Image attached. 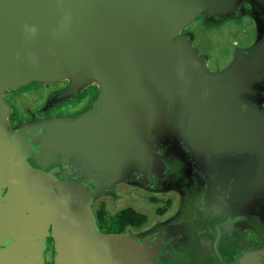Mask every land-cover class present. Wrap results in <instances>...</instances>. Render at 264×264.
I'll return each instance as SVG.
<instances>
[{"label": "water", "instance_id": "95a60500", "mask_svg": "<svg viewBox=\"0 0 264 264\" xmlns=\"http://www.w3.org/2000/svg\"><path fill=\"white\" fill-rule=\"evenodd\" d=\"M202 15L257 27L224 69L182 33ZM33 81L68 82L53 103L98 91L83 111L13 125L4 96ZM169 130L186 142L172 156ZM134 182L191 191L215 248L264 227V0H0V264H167V229L98 227L96 199ZM238 253L264 264V246Z\"/></svg>", "mask_w": 264, "mask_h": 264}, {"label": "rangeland", "instance_id": "374dc122", "mask_svg": "<svg viewBox=\"0 0 264 264\" xmlns=\"http://www.w3.org/2000/svg\"><path fill=\"white\" fill-rule=\"evenodd\" d=\"M256 30L257 27L255 26L253 19L248 16L230 17L211 24V22L208 19H205V16L202 15L187 29H184L182 33L189 32L193 34V43L199 52L208 58L209 68L212 70H218L222 68L224 69L232 64L238 48H248L252 44L255 39ZM60 84L61 82L46 83L33 81L18 90L7 92L4 97L11 106L18 109L20 119H28L30 116H33L35 111L32 115L29 114V111L32 112L33 109L37 111L39 110L40 112L42 111L40 114H44L46 109H55L56 114L48 117L72 115L74 114L73 112L84 109L86 103L83 100L85 99L84 94L87 89L84 91L83 100L67 98L59 103L50 102L53 93L51 92L49 94V91ZM55 104H60V106ZM56 109L59 110L57 111ZM180 111L183 113L182 110ZM46 117L47 116L43 115V117L39 119H44ZM15 119H17V115ZM31 119L32 117L29 120ZM182 136L183 134H180V131H167L164 140L167 141L165 143L168 147H166L165 150L169 153V156L175 155V152L180 151L184 147L186 148V142ZM161 139H163V137H161ZM174 174L175 173L172 175ZM184 174L189 177L190 182H197V179H199V185L204 184V178L200 174L196 176L194 173L188 172L187 169ZM127 184L132 185L130 183H122L118 185L116 191L120 197L116 200L108 197H98L95 201L94 209L98 210L100 204H104L106 212L111 216L130 209L134 212L136 211V213L141 216H148L150 220L155 221L158 218L156 211L160 206V202L158 201L166 202L170 200V197L159 196L157 197L159 198L157 200L152 198L153 195L145 191L142 192L140 190H135L138 188L137 185H132L135 189H128V186H126ZM235 230L236 233L238 230L237 227Z\"/></svg>", "mask_w": 264, "mask_h": 264}, {"label": "flooded vegetation", "instance_id": "af4514ba", "mask_svg": "<svg viewBox=\"0 0 264 264\" xmlns=\"http://www.w3.org/2000/svg\"><path fill=\"white\" fill-rule=\"evenodd\" d=\"M246 6L250 7V4H246ZM67 85L68 82L65 81L59 86L51 89L49 94L51 92L55 93L65 88ZM86 89L87 91L85 94L84 90L79 96L74 98L76 100H83L85 95V99L83 100L86 103L85 107L90 104L98 91L97 85H91ZM55 105L60 106V104ZM85 107L80 111L85 110ZM26 108L30 110L28 107ZM56 110L58 111L59 109ZM15 111V114L10 117V121L13 125H17L20 122H30L33 119V116L41 118L43 115L48 117L56 114L55 109H47L45 110V113L43 112L44 114H40L42 111L40 112L39 110L37 111L33 109L32 112L29 111L30 115L35 111L33 116H30L28 119H20L18 109L16 108ZM80 111H75L73 113H78ZM16 115L17 119H15ZM31 117L32 119L29 120ZM131 184L137 185L139 189H135L132 185L127 184L126 186H128V189L140 190L142 192L145 191L153 195L152 198L157 200L159 199L157 198L159 196H169L170 200L166 202L158 201L160 202V206L156 211L158 218L155 221L150 220L148 216L144 221L139 220V222L134 221L133 223L127 221L128 223L124 231L116 233H123L141 238L157 231L167 229V237L176 238L179 241L177 247L169 252L168 256L170 259L167 264H236L235 259L238 257V250L246 249V247L249 246H264V231L261 230L264 229V227L260 226L261 229L252 227L245 228L243 234L236 236V238H229V236L222 238L219 244L217 243V248H215L213 244L216 240L214 222L206 218L202 219L199 216L200 206L192 201L191 191H184L182 190V187H178L179 189H170L161 186L160 182L159 186H155L154 182H151L148 185H139L137 183L135 184V182ZM117 187L118 185L114 186L111 192L103 193L99 198L108 197L116 200L120 197L116 191ZM94 211L99 229L104 233H109L107 232V229L100 225L97 214L98 210L94 209ZM136 214L138 215V213ZM220 246L221 249L218 250Z\"/></svg>", "mask_w": 264, "mask_h": 264}, {"label": "trees", "instance_id": "16d2710c", "mask_svg": "<svg viewBox=\"0 0 264 264\" xmlns=\"http://www.w3.org/2000/svg\"><path fill=\"white\" fill-rule=\"evenodd\" d=\"M97 214L100 225L107 229L109 233L123 232L128 222L133 223L134 221L139 222V220L144 221L146 219V217L137 215L130 209L111 216L106 212L104 204L99 207Z\"/></svg>", "mask_w": 264, "mask_h": 264}]
</instances>
